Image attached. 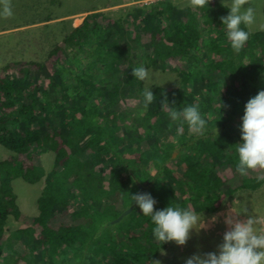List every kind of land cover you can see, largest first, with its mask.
<instances>
[{"label":"trees","instance_id":"trees-1","mask_svg":"<svg viewBox=\"0 0 264 264\" xmlns=\"http://www.w3.org/2000/svg\"><path fill=\"white\" fill-rule=\"evenodd\" d=\"M212 2L222 13L214 18L206 7L201 8L203 22L209 27L206 33L215 35L208 40L203 38L199 29L198 9L190 8L185 17L178 18L173 7L166 2L155 10H160L159 13L165 14L169 21L148 17L146 11L140 10L137 12L145 13V17L139 24H134L139 20L136 11L133 15L125 14L122 19L113 20L111 25H102L87 17L79 28L64 37V47H53L49 52V58L57 59L55 64L48 62L51 68L46 64L39 65V73L48 77L51 90L45 91L42 85L30 89L36 90L30 91V98L38 107V114H35L36 109L26 107L27 104L21 105L27 93L23 89L30 86L24 79L29 71L18 68L23 65L22 61L3 68V71L12 70L17 76L23 75L24 80L0 75L1 146L17 158L21 154L33 158L45 151H54L56 157L55 168L46 174V185L38 198L39 214L31 221L28 217L30 224L27 227L14 230H7V225L4 227L9 214L15 215V220H21L12 181L22 178L35 183L44 174L40 169L42 162L24 169L23 163L12 155V159L0 161V218L3 220L0 223V264H155L158 252L168 243L159 245L151 238L153 225L150 217L142 216L131 196L139 193L138 183L146 188H160L147 191L156 201L154 210L163 209L171 202L181 208L192 210L197 206L203 211L214 212L220 200L218 193L232 195L235 192L230 188L233 182L222 174L236 168L233 149L236 143L231 142L222 150L225 151V161L214 166L208 155L212 148L220 145L216 141L210 142L207 148L187 144L195 139L207 141L206 132L196 133L186 122L171 121L168 116V104L177 108L195 104L201 113L206 107L213 122H220L223 129H231L232 135L240 138L239 128L233 127V120L226 119L224 113L235 108L234 113L241 118L242 103L264 89V31L253 32L246 26L249 39L238 53L234 52L226 40L220 19L228 14V10L224 8L223 12L220 2ZM131 23L135 32L121 33ZM150 25L155 27L153 31ZM148 34L152 41L142 38ZM158 38L171 42L173 60L181 68H171L165 63L166 70H179L185 85L176 89L154 87L151 91L154 99L150 103L154 109L141 128L132 129L125 125L128 112L123 110L122 104L125 97L132 100L142 97L144 82L134 80L131 67L142 64L147 68L156 65L157 59L162 62L170 57L171 50L161 46ZM68 45L80 52L86 48L83 56L81 53H73L76 57L64 54L62 50ZM206 51L213 56L210 62L204 60ZM59 52L64 59L56 56ZM228 54H234L240 63H235L227 57ZM195 55L206 63L199 66L197 59L194 64L198 68L197 76H205L206 84L213 82L212 75L224 73L226 76L219 99L206 98V93L195 87L193 66L185 64ZM57 88L60 96L51 103L48 95ZM160 93H167L169 97L163 108L158 101L157 94ZM191 94L195 96L191 97ZM118 121L121 124H117ZM47 125L51 127V133L49 128L46 130ZM7 129L8 133L5 132ZM155 129H158L157 133ZM150 138L152 142H148ZM175 141L184 147L181 160L179 156L173 158L178 147ZM194 156L199 157L200 162L193 163ZM36 161H41L40 157ZM89 162L100 165L103 170L85 174ZM212 167L219 175L214 181H205V185L214 191L207 193L203 190L200 194H206L204 196L198 194L185 198V191L191 192L195 183L199 185L198 173L204 178ZM183 169H187L185 178L179 180ZM167 175L174 183L167 180ZM105 182L109 185L108 191L104 190ZM243 182L244 186L250 184L246 178ZM256 184H250L249 188L256 191ZM93 194L96 198L92 200ZM78 203L83 206L76 208ZM130 207L133 209L129 215L117 224L111 223ZM54 209H58L60 215ZM113 231L127 234L121 245L116 238L120 235Z\"/></svg>","mask_w":264,"mask_h":264},{"label":"rangeland","instance_id":"rangeland-1","mask_svg":"<svg viewBox=\"0 0 264 264\" xmlns=\"http://www.w3.org/2000/svg\"><path fill=\"white\" fill-rule=\"evenodd\" d=\"M165 1L168 0H0V75H12L15 77H20L19 80L25 79L29 81L30 86L23 89L24 92H27L29 94V96L26 97L27 93H25L24 101L26 97V107L36 109L38 107H35L36 104H34L32 98H30V91L36 90L30 89L37 88V85L46 86L49 83V79L48 77L43 75L40 80L38 79L34 81L33 76H35V74L38 72V67L40 64H46L48 68H51V66L48 65V62L52 61V63L55 64V60L57 59L53 56L49 58V52L53 49V47H64V37H66L68 34H71L73 29L79 28L85 17H92L99 24L111 25L113 20L120 18L122 19L125 14L133 15L135 11L137 12L140 10L144 12L146 11L148 13V17H157L161 18V20L163 21H169V18H167L165 14L159 13L160 10H155L156 7L161 6V4ZM212 1H217L222 4V0H210L209 8L205 6L209 15L211 17L217 18L222 13V10L217 8ZM126 2L130 4L128 5ZM245 2L246 4H250L251 6H253L255 10V21L252 24L248 25L250 31H264V24L261 26L259 25L262 23V17L259 12H261L262 7H264V0H245ZM121 4H123V6H120ZM166 4L173 7L178 18L185 17L187 11L190 8H194L191 6L190 0H172V2H166ZM6 9L11 12L10 15L6 14ZM195 9H198L197 18L200 20L199 29L201 34L203 35V38L205 40H208L209 38L215 37L213 33H206L209 27L206 23L203 22V13L202 11H200L202 9ZM87 11L89 12L87 13ZM81 12L83 13L81 14ZM81 18H83L82 22ZM138 18V22H134L133 20L131 22H134V24H139L140 20L141 23L144 22L142 15ZM120 23L123 24V20H121ZM191 23L193 24V22ZM150 30L153 31L154 29L150 28ZM128 31H135V26L132 23L121 33H126ZM84 50L80 52L77 48L70 47L68 45L66 48H63L62 52H64V54H69V56L71 55L72 57H76L73 53H81V56H83L82 53H84ZM205 54L207 55V57L204 58V60L210 62L213 59L212 54L209 51H206ZM56 56L64 59L62 53L60 52ZM227 57L235 60L234 62L237 64L240 63L238 57H236L234 54H228ZM198 58L200 57H197L195 55L191 57L190 60L186 61L185 64L188 63L193 66L197 63ZM198 60L199 66L201 64H206L203 62V60ZM16 61H22L23 63V65H18V68L29 71L26 78H21L23 75L17 76L13 73L12 70L3 71L4 67L9 66ZM258 61L260 62V58ZM181 64L183 66V61L181 62ZM168 65L171 68H181L176 60L169 61ZM157 67L158 66H152L151 68H148L151 79L148 81H143L144 88L150 87V91H153V88L156 86L162 88L174 87L175 89L178 86H181V84H179L180 78H177V75L179 76L180 74L179 70L164 71L162 69H157ZM164 68L166 69V66H164ZM193 69V82L197 90L204 91L206 93V98L213 97L214 99H219L221 97L223 89V87L221 88V86L226 79L224 73L212 75L213 82L208 85L206 84L205 76H197L199 73L197 71L198 68L194 66ZM184 85L185 81H182V86L180 88H183ZM43 89L48 92H50L51 90H47L45 87ZM58 90L59 88H57L56 91H52L51 93H49V102L54 103L55 100L60 96ZM157 96L159 104L161 105L165 104L169 98L167 93H160L159 95L157 94ZM190 96L194 97L195 95L191 94ZM141 98L142 97H135L132 100L125 97V102L124 104H122V106L126 105V107H130L126 109V111L129 112L125 122L132 123V128L136 130L142 127L144 120L147 121V118H149L148 114H150V112L154 109V107L149 104L146 109H143V115H140L139 113L141 111ZM246 102L247 101H244L242 103V107H244V104ZM199 103H203V101L199 100ZM205 103H209V101H206ZM36 110L39 111V109ZM38 111H36V113H38ZM235 111V108H233V110L228 109L224 113V116L226 117V119L233 120V127L239 128L238 123L241 119L234 113ZM208 112L209 110L206 107L205 109L202 108V114L205 115L207 121L206 129L203 132H206L205 138H207L208 140L200 141L198 139H195L193 142L189 140L187 144L190 145L194 143L198 144V146L207 148L210 145V142L216 141L220 146H215V149L212 148L208 156L211 161L214 162V166H219L224 162V157L226 156L225 151L222 150L224 148H228L231 142H235L237 144L238 142H240V138L232 135V133L230 132L231 129H229L228 131L223 129L220 122H213L211 120L213 118L210 119L208 117ZM23 115H25V110L23 112ZM151 122L154 123L155 120L152 119ZM9 128L10 127L8 126V129ZM48 128L49 130H51V133L52 129L49 125L46 126V130ZM8 129L5 130L6 133H8ZM11 130L13 131V128H11ZM157 132L158 129H155V133ZM152 140L153 139L150 138L148 142H152ZM175 144L178 147L173 154V158L175 159L179 156L178 159L181 160L183 157V146L178 141H175ZM180 148L181 150L179 151L178 149ZM12 154L13 153L11 151L7 150L0 144V161L6 160L7 158L12 159L10 157ZM47 154H49V159H47ZM12 156L23 163L24 169L31 168L32 165L35 166L42 162V166L40 169L44 172V174H42L40 179L35 183H29V181L23 180L22 178H17L12 181V187L14 190L13 193L16 196V203L21 213V220H15V215L9 214L7 216L8 219L6 218L7 220H5L4 222V227L7 225V230L27 227V225H29V222L27 220L28 217L29 221H31L35 216L39 214L38 198L41 196L42 190L46 185V174L49 173L51 169L55 168V165L53 164L55 152L53 151L44 154H38L33 158H27L25 155H20L18 156V158L14 155ZM39 157L41 161H36ZM129 158H131V155H129ZM198 162H200V158L194 156L193 163ZM234 164V166H236L237 161ZM102 170L103 167H100V165L89 162L86 166L85 174L88 171ZM207 171L218 172L213 167L209 168ZM262 171H264V169L257 168L255 169V172L250 173L248 171L246 174L241 175L236 168H233L232 170L222 174V176L226 180H231L233 182V186L230 188L235 192L232 193V195H224L217 192L218 196L220 197V202L218 201V205H215L217 210L214 212H210L208 210L203 211L197 206L192 207V211L194 213H196L197 215L202 214L201 218L203 217L206 227L200 228L198 230H193L190 233V238L183 246H177L175 242H167V247L163 249V253L162 251H160L161 253L159 254L156 262H159V264H183L184 259L192 256L193 254L203 255L208 252L217 251L218 245L222 242L225 231L228 230V225L225 223L226 218H231L233 220L238 219L240 221H243L247 218L248 215H254L258 217L260 221L258 227L264 228V180H260L264 177ZM182 172H184V169L180 171V175L182 174ZM213 175L214 173L211 175V177H213ZM166 177L169 182L174 183V180L171 176L167 175ZM244 178L250 179L251 185H255L256 180H258V182L261 181L256 184L258 185L256 187V191L253 189V187L249 188L250 184L244 186ZM179 184L181 188H183V185L181 183ZM104 185V190L108 191V183L105 182ZM143 187L146 188L144 185ZM151 188H156L155 190L160 189L155 186H150L146 188L144 193H147V191H149ZM191 192L193 194H198V191L195 188ZM206 192L209 193V189H206ZM139 193H141L140 189ZM166 194L169 195L170 193L167 191ZM185 196H187V192H185ZM200 196H202V194H200ZM95 198L96 196L93 194L92 200ZM210 198L215 199L214 197H209V199ZM105 202H107V200H105ZM82 206L83 203H78L75 205L76 208H81ZM241 208L247 209L246 213L236 215L234 212H238ZM54 211L56 212V214L60 215V211H58V209H54ZM125 211L122 212L121 209L122 213L118 216V218ZM212 217L216 218L214 222L211 220ZM118 218L114 219L111 223H119L116 222ZM2 221L3 220L0 218V223H2ZM99 224L104 225V223ZM113 233L121 235L116 236V238L118 237V241H120V245L124 240H126L127 234L125 232L113 231ZM151 238L154 240L153 236Z\"/></svg>","mask_w":264,"mask_h":264},{"label":"clouds","instance_id":"clouds-1","mask_svg":"<svg viewBox=\"0 0 264 264\" xmlns=\"http://www.w3.org/2000/svg\"><path fill=\"white\" fill-rule=\"evenodd\" d=\"M190 3L194 8L205 6L209 8L210 0H190ZM222 7L228 10V14L220 18L226 40L231 49L238 53L249 39L246 26L255 21V10L253 6L246 4L245 0H222ZM5 11L6 14H11L9 10ZM154 66H158L157 69L162 68V65ZM131 73L134 80L148 81L151 79L149 69L142 64L131 67ZM42 76L38 70L33 76V80H40ZM49 86L48 83L43 87L50 90ZM153 99L154 95L150 91V87L144 88L140 115H143V109H146ZM219 103L220 108L223 107L221 100ZM22 104H27L26 98ZM163 107L164 105H162ZM168 107L170 109L168 116L171 121L182 120L187 123L190 130L196 133H201L206 129L205 115L195 104L179 108L168 104ZM239 132L240 142L234 145L237 171L244 175L249 170L264 169V89L259 90L244 104ZM131 196L142 216L150 217L153 225L152 236L159 245L175 242L177 246H183L193 230L206 227L203 217L201 218L202 214L197 215L189 208L173 206L170 202L163 209L154 210L156 201L150 193H137ZM246 211L247 209L241 208L234 213L240 215ZM215 219V217L211 218L213 222ZM225 223L228 225V230L225 231L217 251L203 255L193 254L185 258L183 264H264V228L258 227L259 218L254 215H248L243 221L226 218ZM161 251L163 253L162 249ZM155 264H159V262H155Z\"/></svg>","mask_w":264,"mask_h":264},{"label":"crops","instance_id":"crops-1","mask_svg":"<svg viewBox=\"0 0 264 264\" xmlns=\"http://www.w3.org/2000/svg\"><path fill=\"white\" fill-rule=\"evenodd\" d=\"M165 2H172V0H168V1H165ZM128 5L130 4V3H128V2H126ZM155 3H157V2H155ZM124 4V3H123ZM123 4H121L120 6H123ZM154 4V3H153ZM226 9V8H225ZM89 11H87V13H88ZM83 12H81V14H82ZM87 13H85V14H87ZM260 13V15H261V17H262V23L261 24H259L260 26L261 25H263L264 24V7H262V11L261 12H259ZM139 14V17L141 16V14L140 13H138ZM147 15H148V13H147ZM142 16H143V18L145 17V13H143L142 14ZM151 18H153V17H151ZM86 19V17L84 18V20ZM82 20H83V18H81V22H82ZM84 20H83V22H84ZM83 22H82V24H83ZM81 24V25H82ZM103 25V24H102ZM151 26V25H150ZM127 28L129 27V25L128 26H126ZM248 27V26H247ZM151 28H155V27H153V26H151ZM249 28V27H248ZM126 29V28H125ZM249 30H250V28H249ZM121 31H124V28H123V30H121ZM131 34H133V32H135V31H129ZM155 38H157L156 36H154ZM142 38L144 39V40H146L147 42L150 40V41H152V38H151V35L150 34H148V35H143L142 36ZM158 40L161 42V46H164L165 48H167V49H169V50H171V52H170V57H168V58H166V60L165 61H162V62H160V60H158L157 59V63L156 64H158V65H162V70H164V71H168V70H166L165 68H164V66H166V64L165 63H168L169 61H171V60H173L174 59V57H173V46H171V42H166L164 39H163V41L160 39V38H158ZM141 65V64H140ZM195 65H193V67H194ZM152 66H149V67H147V68H151ZM196 67V66H195ZM174 72V71H173ZM180 75V74H179ZM180 78V83L179 84H181V86H182V80H181V75L180 76H178L177 75V78ZM99 101H101L100 99H98ZM123 107V110L124 111H126V109H128V108H130V107H126V105H124V106H122ZM127 112H129V111H127ZM239 117V116H238ZM127 118V117H126ZM240 118V117H239ZM241 119V118H240ZM120 122V123H119ZM240 122H241V120H240ZM117 124H121V121H118L117 122ZM144 124V123H143ZM125 125H127V126H129L130 128L132 127V123H127V122H125ZM141 128V127H140ZM133 129V128H132ZM131 129V130H132ZM183 149H184V147H183ZM47 152H51V151H47ZM46 151L45 152H43V153H40V154H44V153H47ZM54 152V151H53ZM22 155H25V154H21V156ZM26 156V155H25ZM49 154H47V159H49ZM27 157V156H26ZM55 157H56V155L54 156V159L53 160H55ZM135 159V158H134ZM224 161H225V157H224ZM223 164V163H222ZM236 167V166H235ZM237 168V167H236ZM186 170L187 169H185L184 170V172H182V174L179 176V180L180 179H182V177H184L185 178V175H184V173L186 172ZM255 170V169H254ZM254 170H249V172L250 173H252V172H254ZM214 173V175H213V177H211V175ZM217 176H218V172H209V171H207L206 172V174H205V176H204V178H202V176H201V174L200 173H198V175H197V179H198V181L197 182H199V185H196V183H195V189L198 191V194H200L203 190H206V189H208V187L205 185V181H207V180H209V181H214V180H216V178H217ZM249 182H250V179H247ZM256 182H257V180H256ZM139 188V187H138ZM200 190H202V191H200ZM214 190H209V192H213ZM185 192H187V196H185V198H188L189 196H196V195H198V194H193L192 192H190V191H185ZM208 193V192H207ZM204 195H206V194H202V196H204ZM200 196V195H199ZM201 197V196H200ZM217 205H218V203H217Z\"/></svg>","mask_w":264,"mask_h":264},{"label":"water","instance_id":"water-1","mask_svg":"<svg viewBox=\"0 0 264 264\" xmlns=\"http://www.w3.org/2000/svg\"><path fill=\"white\" fill-rule=\"evenodd\" d=\"M138 187L140 189L141 193H144L146 188L143 187V185L141 183H138ZM133 208L128 209L127 211H125L116 222H120L124 217H126L127 215L130 214V212L132 211Z\"/></svg>","mask_w":264,"mask_h":264},{"label":"bare ground","instance_id":"bare-ground-1","mask_svg":"<svg viewBox=\"0 0 264 264\" xmlns=\"http://www.w3.org/2000/svg\"><path fill=\"white\" fill-rule=\"evenodd\" d=\"M83 200V199H82ZM88 208V207H87ZM40 209V208H39ZM18 213V212H17ZM95 215V214H94ZM17 216V215H16ZM19 216V215H18ZM39 217V216H38ZM41 217V216H40ZM17 218V217H16ZM38 220V219H37ZM42 220V219H41ZM41 222V221H40ZM130 223V222H129ZM30 224V223H29ZM46 224V223H45ZM29 228V227H28ZM52 229V228H51ZM48 230V228H47ZM131 231V230H130ZM80 232V231H79ZM83 233V232H82ZM121 236V235H120ZM109 238V237H108ZM42 242V241H41ZM80 243V242H79ZM115 244V243H114ZM88 247V246H87ZM106 248V247H105ZM159 253V252H158ZM135 259V258H134ZM154 259V258H153ZM120 262V261H119Z\"/></svg>","mask_w":264,"mask_h":264}]
</instances>
